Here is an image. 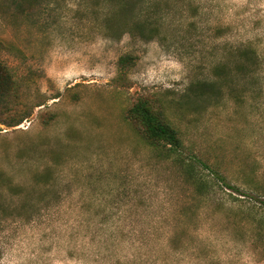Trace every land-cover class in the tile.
I'll return each mask as SVG.
<instances>
[{"label": "rangeland", "instance_id": "rangeland-1", "mask_svg": "<svg viewBox=\"0 0 264 264\" xmlns=\"http://www.w3.org/2000/svg\"><path fill=\"white\" fill-rule=\"evenodd\" d=\"M119 5L0 0L16 112H32L0 123V264H264V0H159L152 38ZM247 46L262 61L248 81ZM205 81L214 99L190 91ZM140 96L177 153L125 119Z\"/></svg>", "mask_w": 264, "mask_h": 264}, {"label": "trees", "instance_id": "trees-1", "mask_svg": "<svg viewBox=\"0 0 264 264\" xmlns=\"http://www.w3.org/2000/svg\"><path fill=\"white\" fill-rule=\"evenodd\" d=\"M120 3V13L129 18L132 29L142 38L159 34L160 27L156 24L164 17L159 12V0H115ZM157 15V17H156ZM152 38V37H149ZM5 43L0 39V123L10 128L19 126L31 115L26 112L18 116L17 106L19 100V88L12 71L3 62L1 52ZM135 64L133 56L125 55L119 59L118 70L121 75H126L128 70ZM227 68V67H226ZM262 68V61L253 47H240V75L246 79L254 77ZM223 72V67L219 68ZM221 77V74H219ZM248 81V80H247ZM244 87L247 88V85ZM190 91L200 95H209L211 99L218 94V88L209 82L193 83ZM41 106V105H38ZM125 119L133 125L135 130L150 145L166 152H178L183 147L179 131L166 118L164 109L156 100L146 96H140L125 111ZM189 181L195 185L199 192L210 188L208 182L200 178L194 169L187 170Z\"/></svg>", "mask_w": 264, "mask_h": 264}]
</instances>
